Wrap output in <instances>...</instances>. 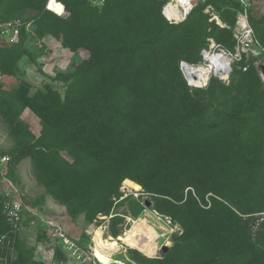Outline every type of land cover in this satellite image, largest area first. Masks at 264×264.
<instances>
[{
	"label": "rangeland",
	"instance_id": "rangeland-1",
	"mask_svg": "<svg viewBox=\"0 0 264 264\" xmlns=\"http://www.w3.org/2000/svg\"><path fill=\"white\" fill-rule=\"evenodd\" d=\"M27 1L28 6L19 9L13 8L11 0H0L1 14L18 15L23 30L20 43L13 42L14 46L0 40V212L8 230L0 241L8 249L9 257L20 264H200L218 258L222 253L221 242L216 240V224L208 221L211 214L221 210L219 205L212 210V197L219 198L205 191L198 200L192 186L178 194L181 200L176 204L188 201L191 196L195 198L207 223L198 240H188V232L170 213V196L152 188L150 178L158 176L162 168L169 175L163 186L167 184L164 189L170 193L172 137L164 138L146 168L147 175L136 173L142 184L130 179L139 185L138 190L123 187L124 178L116 181L112 172L118 167L114 164L122 169L119 171L125 170L120 162H110L94 151L125 137L137 138L144 149L155 146L161 130L172 122L203 121L207 115L215 117L229 110L238 111L247 101L262 97L264 66L252 54L232 62L228 81L215 78L201 87L186 85L176 69L180 60L198 62L200 50L211 43L234 45L235 26L231 34L220 29L231 20L223 11L225 7L217 8L220 15L214 9H204L206 14L196 13L159 39L160 29L170 24L158 16L157 7L167 0H123L130 4L127 16L131 23L127 29L117 31L118 25L107 17L105 33L96 37L102 16L111 13L104 14L111 0H98L97 4L96 0H59L65 6L64 13L62 5V17L72 20L75 36L68 43L77 41V49L72 51L48 34H37L41 19L55 22L58 14L46 6L52 13L42 17L43 0ZM94 11L96 24L90 29L87 12ZM250 11L253 24L264 27V21L256 23L264 18V0H251ZM185 42L189 44L183 46ZM87 64L99 69L96 86L99 93L78 105L68 101L74 95L68 87L86 71ZM125 69H128L125 82L117 98L109 103L111 89ZM104 79L106 85L101 82ZM239 85L242 90L245 87L244 94H239ZM228 92L232 97H228ZM23 97L33 100L18 112V118L6 119L3 109L12 108L13 103L19 106ZM6 99L13 102L6 103ZM91 110L94 112L87 114ZM253 118L242 119L236 128H248ZM48 119L65 125L60 164H68L74 171L78 159L88 165L92 174L64 181V188L81 190L73 199L60 200L50 194L45 183L49 180L37 155L17 163L11 158L14 148L26 142L24 128L38 137L43 121ZM2 157H7V161L2 162ZM91 165L100 169L91 171ZM102 171L107 173L106 180L101 179L104 185L93 175ZM94 188L99 193L106 190L111 193L108 197L99 194L87 210L72 217L71 209L84 203L85 193ZM236 215L239 218L235 221L242 222L248 230H254L264 220V211ZM97 232L101 235L99 242L95 239Z\"/></svg>",
	"mask_w": 264,
	"mask_h": 264
},
{
	"label": "trees",
	"instance_id": "trees-1",
	"mask_svg": "<svg viewBox=\"0 0 264 264\" xmlns=\"http://www.w3.org/2000/svg\"><path fill=\"white\" fill-rule=\"evenodd\" d=\"M11 1L13 8L23 9L28 6L27 0ZM45 2L46 0H43L41 4L40 16L42 17H45L47 13H52L44 8ZM165 2L158 5L157 14L169 23L160 11ZM208 4L213 7L218 15H220V12L217 8L225 7L223 11L229 15L231 20L230 24L220 27V29L231 34L232 28L236 25L237 14L242 10L239 2L236 0H207L205 3H200L194 7L184 21L169 23L170 25L166 26L167 28L160 29L159 39L163 38L167 31L181 27L184 22L196 13L206 14L204 9ZM149 5L152 6L153 4ZM125 6H128V9H124ZM64 13L58 15L55 22H47L41 19L39 22L40 27L36 29V32L39 36L48 34L60 40L63 47L75 51L77 49L76 39L70 40L68 43V39L75 36L72 29V20L70 17H62ZM87 13L90 14L88 17V27L93 29L96 24L97 12ZM108 13H110L109 16H102V24L99 26L100 30H98L96 37L102 36L105 33L108 26L107 17L118 25L117 31L123 28L126 30L127 24L131 23V19L127 16L130 14V4H127L123 0L109 1L104 9V14ZM16 17L19 16H4L0 12V20ZM248 18L251 23L250 8L248 9ZM259 21H264V18L256 20V23ZM251 25L258 38L264 42V27H258L253 22ZM22 34L23 30H21V37ZM21 37H19V43ZM12 44L9 46L16 45ZM188 44L189 42H185L183 46H187ZM232 46L226 45L228 48ZM198 57L200 59V56ZM178 63L176 69L186 84L179 71ZM87 66L86 71L79 74L68 87L70 93L71 91L74 92V95H71L68 101L78 105H82L84 100H88L93 94L99 93V89L96 87L98 84L97 78L100 73L99 69L97 70V67H93L92 64H87ZM3 72L6 73V71ZM127 75L128 69L119 73L117 81H115L114 87L111 89L109 98L107 99L109 103L114 101L115 97L117 98L119 88L125 82ZM211 80L217 79L211 78L209 82ZM101 82L104 85L107 83L105 79L104 81L101 80ZM240 86L242 85L238 86V91L241 95L244 94L245 87L242 90ZM231 90L233 91V89ZM227 95L229 97L233 94L228 92ZM30 100L33 99L31 97H23L19 106L13 103L12 108L5 107L3 109L5 118L9 120L10 118L13 120L18 118L16 115L23 108L29 106L27 102ZM7 102L12 103L13 101L6 99ZM1 103L3 106L4 103ZM93 112L94 110H91L87 114ZM250 116L254 117L250 126L238 130L236 124ZM64 132L65 125L50 119L43 121L42 130L38 137H34L33 133L28 131L26 127L24 128V133L27 134L26 142L14 148L11 158L14 163H17L22 158L37 155L41 160V167H43L49 180L45 183L50 194L60 200H69L81 194V190L71 187L64 188L63 186L66 184L64 181L67 182L69 178L75 180L82 176L85 177V174H92L87 170L88 165L77 161L78 159H76L78 163L75 165L76 170L74 171L70 169V166H66L68 164H60L59 161L62 157L59 154V150L65 148L60 144ZM167 136L173 139L170 142V154L172 155L170 159V193L167 189H164L168 185L163 186L165 179L167 180L169 175L167 173L164 174L162 168L159 169L158 176H153L150 180L154 190H159V193L162 195L170 196V213L174 214V218L188 232V240H198L207 223L204 220L203 208H201L199 202L191 196L188 201L185 200L180 204H176L177 201L181 200L178 194L182 193L187 186H192L198 200L202 199L205 191L212 192V194L219 198L217 200L215 197H212L214 202L212 210L217 205L220 206L221 210L219 209L215 214H211L208 222L216 224V240L221 242L222 253L218 258L208 259L200 264H264V220L254 230H248L243 226L242 222L239 221L237 223L235 221L236 218H239L236 213L245 214L264 211V92L259 100L254 101L251 99L247 101L238 111L229 110L215 117L207 115V119L203 121L172 122L161 130L155 146L144 149L137 138L129 137L128 139V137H125L107 142L104 146L105 149H97L94 151V154L110 162H120L123 165L125 170L119 171L122 169L119 165L114 164L118 168H115L116 171L112 172V174L117 176V182H120L122 178H127L142 184L141 178L136 173H140V176L143 177L147 175L146 168H148L150 161L153 159L152 157L157 153V150L164 142V138ZM90 168L91 171L100 169L94 165H91ZM101 173L98 175L93 173V175L101 185L102 182L104 185V181L106 180L105 174L107 173H103V171ZM157 182H160L161 185L157 184ZM110 193L111 191L107 190L99 193L96 192L95 188L87 191L85 195L83 194L85 196L84 203L71 209V216L77 217L87 210L99 194L108 197ZM4 234L7 235L8 230L4 226L0 212V236ZM8 254V249L0 241V264H20L13 261Z\"/></svg>",
	"mask_w": 264,
	"mask_h": 264
},
{
	"label": "built area",
	"instance_id": "built-area-1",
	"mask_svg": "<svg viewBox=\"0 0 264 264\" xmlns=\"http://www.w3.org/2000/svg\"><path fill=\"white\" fill-rule=\"evenodd\" d=\"M56 1L60 2L59 0ZM206 1L167 0L160 11L169 23H178L184 21L194 7ZM236 1L239 2L242 10L237 14L235 32L233 33V49L221 44L211 43L208 47L200 50V60L198 62L190 63L180 60L178 68L188 86H204L211 78H217L222 82L228 81L232 71V62L234 60L240 61L244 55L249 57V54H252L258 58L260 65L264 66V42L258 38L248 18L251 0ZM97 2L98 0L94 1L95 4ZM46 6L44 5V8ZM209 9H213L210 4L205 7L206 11ZM21 25L18 18L0 20V40L9 42L8 44L18 41L21 34ZM198 66H207L209 68L206 72H200ZM1 161H7V157H2ZM12 210L16 211L14 208Z\"/></svg>",
	"mask_w": 264,
	"mask_h": 264
},
{
	"label": "bare ground",
	"instance_id": "bare-ground-1",
	"mask_svg": "<svg viewBox=\"0 0 264 264\" xmlns=\"http://www.w3.org/2000/svg\"><path fill=\"white\" fill-rule=\"evenodd\" d=\"M47 8L49 10H51L52 12H54L55 14H58V15H61L62 12H63L62 5L59 2H54L53 0L48 2ZM198 68H199L200 72H206V71H208L209 67H207V66H198ZM122 185H123V187L128 186V187H132L133 189H136V190L139 189V185H137L136 183H134L133 181H131L130 179H127V178L123 179ZM95 239L98 242L100 241L101 235H100L99 232H97V234L95 235Z\"/></svg>",
	"mask_w": 264,
	"mask_h": 264
},
{
	"label": "water",
	"instance_id": "water-1",
	"mask_svg": "<svg viewBox=\"0 0 264 264\" xmlns=\"http://www.w3.org/2000/svg\"><path fill=\"white\" fill-rule=\"evenodd\" d=\"M146 205H150V203H149V202H147V203H146Z\"/></svg>",
	"mask_w": 264,
	"mask_h": 264
}]
</instances>
